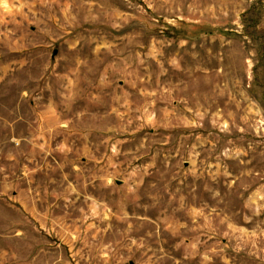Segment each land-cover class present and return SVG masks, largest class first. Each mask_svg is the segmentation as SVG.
Returning <instances> with one entry per match:
<instances>
[{"label": "rangeland", "instance_id": "obj_1", "mask_svg": "<svg viewBox=\"0 0 264 264\" xmlns=\"http://www.w3.org/2000/svg\"><path fill=\"white\" fill-rule=\"evenodd\" d=\"M0 264H264V0H0Z\"/></svg>", "mask_w": 264, "mask_h": 264}]
</instances>
